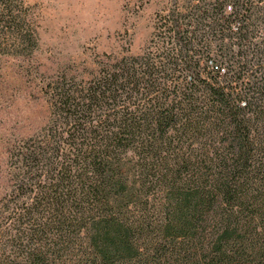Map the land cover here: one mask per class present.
<instances>
[{"label":"trees","instance_id":"trees-1","mask_svg":"<svg viewBox=\"0 0 264 264\" xmlns=\"http://www.w3.org/2000/svg\"><path fill=\"white\" fill-rule=\"evenodd\" d=\"M252 7L187 1L148 50L52 88L55 122L16 155L0 264H264V14Z\"/></svg>","mask_w":264,"mask_h":264},{"label":"rangeland","instance_id":"rangeland-1","mask_svg":"<svg viewBox=\"0 0 264 264\" xmlns=\"http://www.w3.org/2000/svg\"><path fill=\"white\" fill-rule=\"evenodd\" d=\"M187 1L0 0V223L13 208L16 155L55 122L52 88L80 87L112 57L148 50L164 15ZM249 1L264 14V0Z\"/></svg>","mask_w":264,"mask_h":264}]
</instances>
